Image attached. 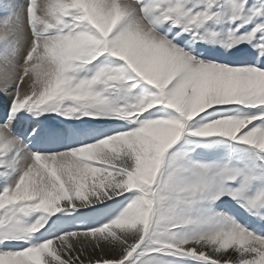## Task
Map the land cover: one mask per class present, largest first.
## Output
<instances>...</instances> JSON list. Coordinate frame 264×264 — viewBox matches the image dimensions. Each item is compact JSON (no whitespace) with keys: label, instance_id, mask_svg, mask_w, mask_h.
I'll list each match as a JSON object with an SVG mask.
<instances>
[{"label":"snow or ice","instance_id":"6c2138e0","mask_svg":"<svg viewBox=\"0 0 264 264\" xmlns=\"http://www.w3.org/2000/svg\"><path fill=\"white\" fill-rule=\"evenodd\" d=\"M0 264H264V0H0Z\"/></svg>","mask_w":264,"mask_h":264},{"label":"bare ground","instance_id":"6f19581e","mask_svg":"<svg viewBox=\"0 0 264 264\" xmlns=\"http://www.w3.org/2000/svg\"><path fill=\"white\" fill-rule=\"evenodd\" d=\"M18 2L23 3V0H18ZM50 123L55 124L57 122L56 121H51Z\"/></svg>","mask_w":264,"mask_h":264},{"label":"rangeland","instance_id":"374dc122","mask_svg":"<svg viewBox=\"0 0 264 264\" xmlns=\"http://www.w3.org/2000/svg\"><path fill=\"white\" fill-rule=\"evenodd\" d=\"M20 130H22V128Z\"/></svg>","mask_w":264,"mask_h":264}]
</instances>
